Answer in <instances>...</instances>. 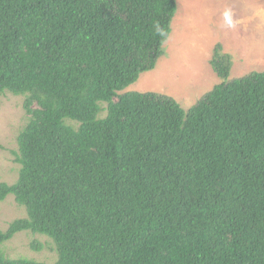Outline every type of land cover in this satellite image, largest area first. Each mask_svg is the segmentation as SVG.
<instances>
[{
    "label": "trees",
    "instance_id": "obj_1",
    "mask_svg": "<svg viewBox=\"0 0 264 264\" xmlns=\"http://www.w3.org/2000/svg\"><path fill=\"white\" fill-rule=\"evenodd\" d=\"M177 0H0V95L24 97L14 152L21 232L55 264H264V72L221 79L189 110L123 91L165 55ZM3 149L0 143V150Z\"/></svg>",
    "mask_w": 264,
    "mask_h": 264
},
{
    "label": "rangeland",
    "instance_id": "obj_2",
    "mask_svg": "<svg viewBox=\"0 0 264 264\" xmlns=\"http://www.w3.org/2000/svg\"><path fill=\"white\" fill-rule=\"evenodd\" d=\"M177 4L165 55L153 71L142 74L123 93L157 92L173 97L189 110L221 82L210 65L217 44L233 56L230 79L264 72V0H177ZM26 123L24 97L0 95V183L13 184L18 178L20 165L14 152L18 151L17 137ZM25 216V209L13 196L0 202L1 230L6 231L12 221ZM35 239L43 243L48 240L21 232L2 246L3 253L10 259L55 264L57 255L50 247L40 252L31 248Z\"/></svg>",
    "mask_w": 264,
    "mask_h": 264
}]
</instances>
